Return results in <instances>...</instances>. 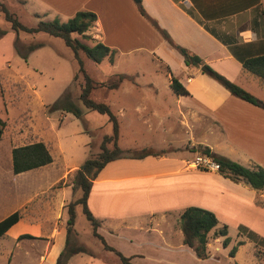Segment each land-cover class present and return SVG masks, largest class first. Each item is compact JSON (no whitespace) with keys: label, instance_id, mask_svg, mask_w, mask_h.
I'll return each instance as SVG.
<instances>
[{"label":"crops","instance_id":"obj_1","mask_svg":"<svg viewBox=\"0 0 264 264\" xmlns=\"http://www.w3.org/2000/svg\"><path fill=\"white\" fill-rule=\"evenodd\" d=\"M39 1L46 6L41 12L44 17L52 13L56 18L70 19L79 11L95 13L97 21L89 34L94 44L102 42L117 53L146 52L157 60H172L179 52L164 39L157 23L175 44L264 102V86L242 66V60L264 55V0H141L148 16L140 13L135 0ZM203 71L202 67L185 65L182 85L189 95L173 91L175 110L158 112L152 107L146 113L149 128L162 132L164 139L159 145L143 148L173 149L162 156L123 158L109 163L98 174L90 192L89 209L101 223L98 233L108 245L131 258L133 264H214L216 256L211 250L208 258L201 259L184 244L179 221L190 207L214 213L220 222L218 228L229 224L221 214L251 212L254 219L237 220V228L245 227L264 239V232L260 231L264 206L257 204L264 203V189L256 190L219 172L188 165L202 154L198 147L205 146L246 167H264V109L233 96ZM146 86L157 91L155 84ZM135 113L144 114L139 108ZM187 145L192 151L186 149ZM59 181L39 190L38 196L47 194ZM67 188L73 186L57 189L44 203L49 210L42 218H22L0 241L8 240L18 247L19 237L30 235L34 239L29 240V248L37 249L38 242L39 263L56 264L67 239L65 207L71 202L66 198ZM15 211L0 217V222ZM4 251L13 257L8 244L2 243L0 252ZM89 251L90 254L74 255L68 264L83 255L87 257L82 264H122L116 254L105 248L104 253Z\"/></svg>","mask_w":264,"mask_h":264},{"label":"rangeland","instance_id":"obj_2","mask_svg":"<svg viewBox=\"0 0 264 264\" xmlns=\"http://www.w3.org/2000/svg\"><path fill=\"white\" fill-rule=\"evenodd\" d=\"M0 2L28 27H36L40 20L58 19L61 22L69 20L65 17L56 18L52 13L46 15L47 17L42 16L41 12L46 6L39 0H0ZM91 31L92 29L87 32L88 36ZM4 32L10 33L11 37L8 38L7 34L3 35ZM89 37L86 39L76 36L83 43L93 46L94 41L91 36ZM40 43L44 46L29 53L31 46ZM0 47V119L2 121L0 127L3 130L0 136V217L21 208L23 217L38 220L49 210L44 203L54 196L64 173L72 169L71 174L62 180L65 181L66 186H73L75 170L79 169L91 154L100 151L103 137L112 134V125L106 115L87 110L78 99L81 86L84 84V76L79 73L77 80L75 79L78 63L73 51L63 40L43 33L17 34L11 30L10 23L0 12ZM18 53L28 54V58L24 59ZM80 55L86 72L97 84L107 81L116 74L133 77V81H124L118 90L98 87L91 95L95 101L109 104L118 116L121 125L119 146L122 149L129 148L125 150L140 151L146 149L143 146L159 145L164 139V134L153 132L149 128L146 113H149L152 107L158 112L170 108L175 110L176 95L170 86V78L172 74L183 83L185 67L183 57L176 52L172 60L162 57L163 59L160 60L163 61H160L146 52L117 53L114 64H111L107 58L102 63L96 64L87 59L83 53ZM136 83L140 86L134 85ZM149 84H155L157 91L146 86ZM66 92L70 94L74 104L83 111L82 117H77L63 108L51 110ZM136 108L142 110L144 114L138 116L135 113ZM40 141L48 146L54 158L53 164L44 170L15 175L12 150L15 147ZM172 149L173 147H166L153 150L166 152ZM186 149L192 151L189 145ZM56 181L59 182L47 194L38 196L39 190ZM80 195L79 190L66 189L67 200L72 201L73 198L75 200ZM61 198L62 195L57 198L58 203ZM56 210L62 213L60 208ZM65 214L68 215L67 212ZM76 214L72 243L104 253V245L93 235V227L81 206L77 208ZM261 214L263 217L260 220L264 221V212ZM220 216L229 222L226 225L231 243L225 247L223 238L219 240L211 234L208 251L211 250L216 256L212 263L264 264V243L250 239L245 233L241 235L243 232L236 225L237 220L242 218L254 219V214L247 211L240 215L224 213ZM61 221L62 217L58 219L59 223ZM254 227L258 228L256 225ZM261 227L263 229L260 231L264 232V225ZM29 240H20L18 247L11 241L1 240L0 245L8 244L14 254L11 257L10 253L0 252V264H10V260L11 264H40L38 242L32 241L37 246V249L32 250L29 248L31 246ZM234 247L237 248V253L235 258H231L229 254ZM86 257L80 256L72 260L71 264H82V259ZM113 257L117 259L116 256Z\"/></svg>","mask_w":264,"mask_h":264},{"label":"trees","instance_id":"obj_3","mask_svg":"<svg viewBox=\"0 0 264 264\" xmlns=\"http://www.w3.org/2000/svg\"><path fill=\"white\" fill-rule=\"evenodd\" d=\"M135 1L138 5L140 13L143 16H148L142 6L141 0ZM0 12L3 14L5 20L10 23L11 30L15 31L17 34L20 32L27 34L43 33L63 40L65 45L73 51L75 60L78 63V72L75 74V79L77 80L79 73L84 76V84L81 86V92L78 99L87 110L106 115L112 125V134L105 135L103 137V141L100 145V151L96 154H91L82 166L75 171V176L72 181L73 190L81 191V195L67 205L68 220L66 226V245L60 253L56 264H68L69 260L74 255L91 253L86 246L74 245L71 241L76 224V209L78 206L82 207L87 220L93 227V235L102 242L104 248L107 251H111L116 254L120 258L122 264H133L131 258L124 256L119 250L108 245L105 238L98 233L101 223L94 217L88 206V199L94 185V181L100 171L109 163L123 158L143 159L148 156H162L166 153L165 151L156 152L151 148L142 149L140 151L123 150L119 146L121 125L118 116L113 112L109 104L95 101L91 97L93 91L98 87H103L108 90H118L124 81H133V77H129L124 74H116L111 76V78L107 81L97 84L86 72L84 62L80 54L83 53L87 59L96 64L102 63L106 58L111 64H114L117 54L115 49H112L102 42H96L93 46H90L76 38V36H82L86 39L90 38L87 35V32L95 26L97 21V15L93 12L79 11L67 22H61L58 19L53 21L40 20L36 27L25 26L2 2H0ZM155 26L161 32L164 39L183 56L187 67H205L206 69L203 72L219 82L233 96L264 109V102L256 98L238 84L216 72L209 65L205 64L204 61L197 55L191 54L187 49L175 44L170 38V35L166 31L160 29L157 23H155ZM6 34L7 32L3 33V35ZM43 46L44 44L41 43L31 46L29 53ZM18 54L24 59L28 58V54ZM242 66L244 71L258 78L261 85L264 86V55L242 60ZM170 82L171 88L177 95H189V92L182 85V83L172 74ZM59 108H63L77 117L83 116V111L76 104H74L71 100L70 94L67 92L52 106L51 110ZM1 123L2 121L0 119V124ZM2 132L3 130L0 127V136ZM198 148L202 154H207L214 158V160L220 165L219 173L225 178H228L235 183L248 184L256 190L264 189V167L258 165H255L254 167H246L226 157L214 154L209 147L199 146ZM12 162L13 173L15 175H19L49 166L53 164L54 158L48 146L44 142L40 141L15 147L12 150ZM65 184V181L61 180L56 189L62 188ZM257 204L264 206V203L261 201H258ZM22 218H24L23 212L22 209H19L2 220L0 222V239L4 238L7 231ZM179 224L184 235V244L192 248L201 259H206L210 255L208 251V244L211 239V234H213V236L217 239L223 238V244L225 247H228L231 243V240L228 237L227 225H223L218 228L220 222L217 216L206 209L199 207L187 208L181 215ZM239 230L243 232L241 235L245 233L250 239L258 240L264 243V239H261L257 234L250 232L245 227H240ZM19 239H34V237L30 235H22ZM236 253L237 248L234 247L230 251L229 256L231 258H235Z\"/></svg>","mask_w":264,"mask_h":264},{"label":"built area","instance_id":"obj_4","mask_svg":"<svg viewBox=\"0 0 264 264\" xmlns=\"http://www.w3.org/2000/svg\"><path fill=\"white\" fill-rule=\"evenodd\" d=\"M188 165L194 169L204 170V171H213L219 172L220 165L214 160V158L207 154H198L191 161L188 162Z\"/></svg>","mask_w":264,"mask_h":264},{"label":"water","instance_id":"obj_5","mask_svg":"<svg viewBox=\"0 0 264 264\" xmlns=\"http://www.w3.org/2000/svg\"><path fill=\"white\" fill-rule=\"evenodd\" d=\"M203 68V70H205L206 68L205 67H202Z\"/></svg>","mask_w":264,"mask_h":264}]
</instances>
